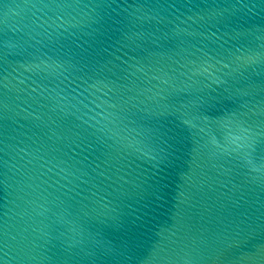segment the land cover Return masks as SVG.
Segmentation results:
<instances>
[{
  "label": "water",
  "instance_id": "95a60500",
  "mask_svg": "<svg viewBox=\"0 0 264 264\" xmlns=\"http://www.w3.org/2000/svg\"><path fill=\"white\" fill-rule=\"evenodd\" d=\"M0 264H264V0H0Z\"/></svg>",
  "mask_w": 264,
  "mask_h": 264
}]
</instances>
